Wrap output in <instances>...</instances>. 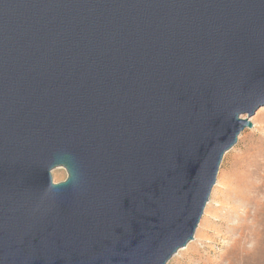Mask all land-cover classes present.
<instances>
[{
    "label": "water",
    "instance_id": "obj_1",
    "mask_svg": "<svg viewBox=\"0 0 264 264\" xmlns=\"http://www.w3.org/2000/svg\"><path fill=\"white\" fill-rule=\"evenodd\" d=\"M261 107L264 0H0V264H167Z\"/></svg>",
    "mask_w": 264,
    "mask_h": 264
},
{
    "label": "rangeland",
    "instance_id": "obj_2",
    "mask_svg": "<svg viewBox=\"0 0 264 264\" xmlns=\"http://www.w3.org/2000/svg\"><path fill=\"white\" fill-rule=\"evenodd\" d=\"M249 121L223 156L193 241L167 264H264V107ZM51 177L58 183L66 173Z\"/></svg>",
    "mask_w": 264,
    "mask_h": 264
},
{
    "label": "bare ground",
    "instance_id": "obj_3",
    "mask_svg": "<svg viewBox=\"0 0 264 264\" xmlns=\"http://www.w3.org/2000/svg\"><path fill=\"white\" fill-rule=\"evenodd\" d=\"M263 246H264V245H263ZM259 248H262V244H261V246H260ZM256 250H257V249H256ZM260 252H261V249H260ZM257 253H258V252H257ZM257 253H256V254H257ZM261 258H262V257H261ZM263 258H264V257H263ZM259 259H260V258H259ZM262 260H263V259H262ZM262 260H261V261H262ZM256 262H257V257H256ZM259 263H260V260H259ZM259 263H258V264H259ZM253 264H255V263H253ZM260 264H261V263H260Z\"/></svg>",
    "mask_w": 264,
    "mask_h": 264
}]
</instances>
